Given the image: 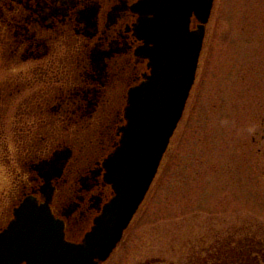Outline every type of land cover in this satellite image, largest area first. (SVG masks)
Returning a JSON list of instances; mask_svg holds the SVG:
<instances>
[{
	"label": "flooded vegetation",
	"instance_id": "1",
	"mask_svg": "<svg viewBox=\"0 0 264 264\" xmlns=\"http://www.w3.org/2000/svg\"><path fill=\"white\" fill-rule=\"evenodd\" d=\"M143 1L0 0V264H52L32 246L26 258L11 254L35 210L50 211L65 241L80 245L116 198L110 159L122 147L131 101L154 75ZM199 24L192 15L190 31ZM207 34L208 24L195 84ZM195 84L124 235L174 151ZM243 255L231 262L256 263Z\"/></svg>",
	"mask_w": 264,
	"mask_h": 264
},
{
	"label": "rangeland",
	"instance_id": "2",
	"mask_svg": "<svg viewBox=\"0 0 264 264\" xmlns=\"http://www.w3.org/2000/svg\"><path fill=\"white\" fill-rule=\"evenodd\" d=\"M202 56L174 151L103 264H264V0H215Z\"/></svg>",
	"mask_w": 264,
	"mask_h": 264
},
{
	"label": "water",
	"instance_id": "3",
	"mask_svg": "<svg viewBox=\"0 0 264 264\" xmlns=\"http://www.w3.org/2000/svg\"><path fill=\"white\" fill-rule=\"evenodd\" d=\"M213 4L214 0H144L141 3L147 9L142 14L143 20L153 26L149 30L155 46L150 55L154 75L131 101L122 147L110 159L109 176L116 198L80 245L65 241L62 225L50 211L35 210L32 228H28L25 236H13L10 246L17 251L12 256L26 258L28 253L24 249L32 246L38 261L52 264L58 261L59 264H103L110 258L143 203L183 116L195 84ZM192 15L200 24L190 31Z\"/></svg>",
	"mask_w": 264,
	"mask_h": 264
},
{
	"label": "bare ground",
	"instance_id": "4",
	"mask_svg": "<svg viewBox=\"0 0 264 264\" xmlns=\"http://www.w3.org/2000/svg\"><path fill=\"white\" fill-rule=\"evenodd\" d=\"M214 5V4H213ZM212 12H213V9H212ZM212 12H211V15H212Z\"/></svg>",
	"mask_w": 264,
	"mask_h": 264
},
{
	"label": "trees",
	"instance_id": "5",
	"mask_svg": "<svg viewBox=\"0 0 264 264\" xmlns=\"http://www.w3.org/2000/svg\"><path fill=\"white\" fill-rule=\"evenodd\" d=\"M218 253V252H217ZM218 255V254H217Z\"/></svg>",
	"mask_w": 264,
	"mask_h": 264
}]
</instances>
